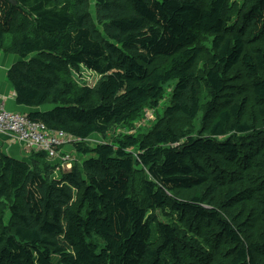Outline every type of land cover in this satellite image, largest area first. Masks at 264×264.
<instances>
[{
	"label": "trees",
	"instance_id": "obj_1",
	"mask_svg": "<svg viewBox=\"0 0 264 264\" xmlns=\"http://www.w3.org/2000/svg\"><path fill=\"white\" fill-rule=\"evenodd\" d=\"M14 1L16 103L88 158L0 153V264H264V0Z\"/></svg>",
	"mask_w": 264,
	"mask_h": 264
},
{
	"label": "built area",
	"instance_id": "obj_2",
	"mask_svg": "<svg viewBox=\"0 0 264 264\" xmlns=\"http://www.w3.org/2000/svg\"><path fill=\"white\" fill-rule=\"evenodd\" d=\"M0 134L20 143L30 153L42 150L50 156L57 155V149L70 142L72 138L62 131H51L42 123L31 120L27 115L7 112L0 103ZM70 160L68 155L63 161Z\"/></svg>",
	"mask_w": 264,
	"mask_h": 264
},
{
	"label": "crops",
	"instance_id": "obj_3",
	"mask_svg": "<svg viewBox=\"0 0 264 264\" xmlns=\"http://www.w3.org/2000/svg\"><path fill=\"white\" fill-rule=\"evenodd\" d=\"M19 62V56L15 54L4 53L0 51V103L7 112L29 114L31 112L41 111L40 108L32 109L20 106L16 103V93L7 80V73L10 68ZM64 151H69L70 146H65ZM0 153L18 160H25L26 153L20 143L10 139L7 134H0Z\"/></svg>",
	"mask_w": 264,
	"mask_h": 264
},
{
	"label": "rangeland",
	"instance_id": "obj_4",
	"mask_svg": "<svg viewBox=\"0 0 264 264\" xmlns=\"http://www.w3.org/2000/svg\"><path fill=\"white\" fill-rule=\"evenodd\" d=\"M90 13H91V16L92 18L95 17V8H94V3H93V0H91V6H90ZM22 59L19 57V61H21ZM79 74H80V78L82 79L83 83L84 84H88L90 86L94 85L96 83V81L99 79V76L92 73V72H89L88 70H85L84 68H80V71H79ZM75 76H79L77 74V72H75ZM174 85V82L171 84V86ZM169 99H170V90L168 89L166 92H165V95L163 97V99L160 101L158 107H157V111L158 113H161L162 110L168 106L169 104ZM53 108V105L49 104V105H45L43 106L41 109V112H45V111H48V110H51ZM148 113L146 114V118H152L151 116V113L153 114V112L151 110H148L147 111ZM155 118V114L153 116ZM113 132H110L108 137L109 139H111V136H112ZM100 140V137L99 136H93L90 138V140L88 141V143L90 144V146H94L93 143L95 142H99ZM23 151L26 153L27 157H28V150H26L25 148H23ZM75 157L77 158V161L79 163H81L84 159H87L88 157L87 156H82V155H75ZM18 160V159H16ZM60 176V173H56V177H59Z\"/></svg>",
	"mask_w": 264,
	"mask_h": 264
},
{
	"label": "clouds",
	"instance_id": "obj_5",
	"mask_svg": "<svg viewBox=\"0 0 264 264\" xmlns=\"http://www.w3.org/2000/svg\"><path fill=\"white\" fill-rule=\"evenodd\" d=\"M24 115H27V114H24ZM28 116V115H27ZM29 117V116H28ZM32 120V119H31ZM47 128V127H46ZM48 129V128H47ZM50 130V129H49ZM52 131V130H51ZM63 132V131H62ZM65 133V132H64ZM67 134V133H66ZM68 135V134H67ZM68 136H70V135H68ZM71 137V136H70ZM72 138V137H71ZM12 140V139H11ZM72 141H73V138H72V140L70 141V142H67L66 144H64V145H62L61 147H59L58 149H57V155H55V156H50L47 152V154H48V156H49V158L51 159V161H53V163L52 164H55V165H63V166H65V167H67V168H69L70 167V164H71V162H72V160L75 158V155H76V153L74 152V149H73V147H72ZM65 146H70V150L69 151H64L63 150V148L65 147ZM43 152H45V151H43ZM65 155H68L69 157H70V160H67V161H63V156H65Z\"/></svg>",
	"mask_w": 264,
	"mask_h": 264
},
{
	"label": "water",
	"instance_id": "obj_6",
	"mask_svg": "<svg viewBox=\"0 0 264 264\" xmlns=\"http://www.w3.org/2000/svg\"><path fill=\"white\" fill-rule=\"evenodd\" d=\"M6 1H8L11 4H15V1L14 0H6Z\"/></svg>",
	"mask_w": 264,
	"mask_h": 264
}]
</instances>
